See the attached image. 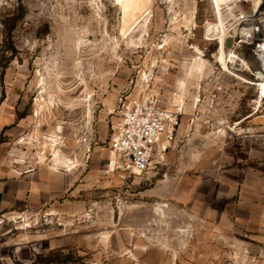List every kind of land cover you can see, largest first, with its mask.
<instances>
[{"label":"rangeland","instance_id":"374dc122","mask_svg":"<svg viewBox=\"0 0 264 264\" xmlns=\"http://www.w3.org/2000/svg\"><path fill=\"white\" fill-rule=\"evenodd\" d=\"M212 17L211 0H0L1 141L24 166L77 169L84 205L1 218L0 264H264V232L235 227L231 204L226 219L207 215L223 203L221 145L264 136L260 89L209 73ZM144 94L178 110L185 151L127 175L113 166L110 136L121 99ZM176 175L199 183L171 184Z\"/></svg>","mask_w":264,"mask_h":264},{"label":"crops","instance_id":"0c3cea01","mask_svg":"<svg viewBox=\"0 0 264 264\" xmlns=\"http://www.w3.org/2000/svg\"><path fill=\"white\" fill-rule=\"evenodd\" d=\"M211 70L209 73L213 72ZM211 76L208 77V82H212ZM179 84L180 87L185 86L184 81ZM2 122L0 119V221L1 218L9 215L43 211L44 209L58 210L61 206L68 208L71 212L83 208L82 200H78L77 197L82 191V185L78 183V170L56 169L45 164H40L36 168L24 166L23 161L19 159L18 149L11 147L8 142L1 141ZM207 135L210 138L215 136L216 132L208 128ZM228 135L232 134L228 133ZM185 144L179 135L172 142L162 140L155 149L152 166L155 163H160L165 154L184 152ZM205 146L207 144L204 142V148H206ZM211 146L209 139L208 153L206 149H203L204 158L201 164L203 168H207V164L209 167L213 164L206 158L207 154L211 156ZM220 148L221 161H219V165L221 169H224V173L218 176L217 184L220 190L218 196L223 203L219 205L218 210L213 208L214 210L207 215H218L226 219L231 215L227 210V206L231 204L233 206L232 216L236 219L235 227L245 224L247 230L264 232V136L254 135L246 141L226 140V143ZM113 157L114 166L119 157L116 155ZM170 162L172 166L178 168L187 166L184 161ZM66 166L68 167V165ZM169 180L171 184L175 185L199 183L196 176L176 175L170 177ZM176 188L179 189L178 186ZM188 194L189 192L186 193V195ZM62 200L63 204H61ZM204 214L202 215L204 216ZM217 230L224 229L220 227ZM242 260L243 258H241V263ZM103 264L150 263L122 256L113 260L106 259ZM172 264L184 263L177 260Z\"/></svg>","mask_w":264,"mask_h":264},{"label":"built area","instance_id":"2783aa9c","mask_svg":"<svg viewBox=\"0 0 264 264\" xmlns=\"http://www.w3.org/2000/svg\"><path fill=\"white\" fill-rule=\"evenodd\" d=\"M211 9L204 40L217 47L209 67L257 86L258 100L264 101V0H211ZM228 36L234 38L232 47H226ZM119 110L121 121L109 142L111 152L119 157L114 168L127 175H143L152 166L157 145L174 140L179 112L161 106L151 94L121 99Z\"/></svg>","mask_w":264,"mask_h":264},{"label":"water","instance_id":"95a60500","mask_svg":"<svg viewBox=\"0 0 264 264\" xmlns=\"http://www.w3.org/2000/svg\"><path fill=\"white\" fill-rule=\"evenodd\" d=\"M234 38L232 36H228L226 38V47H232L233 46Z\"/></svg>","mask_w":264,"mask_h":264},{"label":"bare ground","instance_id":"6f19581e","mask_svg":"<svg viewBox=\"0 0 264 264\" xmlns=\"http://www.w3.org/2000/svg\"><path fill=\"white\" fill-rule=\"evenodd\" d=\"M199 60L201 61V62H203L204 61V59H202V58H200L199 57ZM203 65V64H202ZM261 93L264 95V83L262 84V88H261ZM114 155V154H113ZM114 158V157H113ZM114 160V159H113Z\"/></svg>","mask_w":264,"mask_h":264}]
</instances>
